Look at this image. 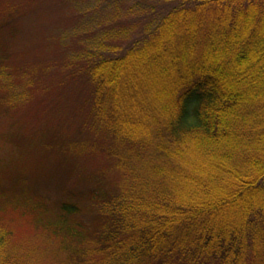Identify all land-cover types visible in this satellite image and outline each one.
<instances>
[{
	"label": "trees",
	"instance_id": "1",
	"mask_svg": "<svg viewBox=\"0 0 264 264\" xmlns=\"http://www.w3.org/2000/svg\"><path fill=\"white\" fill-rule=\"evenodd\" d=\"M162 1L134 42L78 66L94 129L118 136L129 113L149 117L154 154L118 180L115 160L100 173L67 162L77 185L57 183L54 199L31 186L46 168L0 157V264H35L41 246L50 264H264V0ZM28 138L2 135L19 156ZM26 225L33 248L15 234Z\"/></svg>",
	"mask_w": 264,
	"mask_h": 264
},
{
	"label": "rangeland",
	"instance_id": "2",
	"mask_svg": "<svg viewBox=\"0 0 264 264\" xmlns=\"http://www.w3.org/2000/svg\"><path fill=\"white\" fill-rule=\"evenodd\" d=\"M162 2L0 0V35L8 34L4 40L11 52L0 75V91L7 100L0 117V157L2 162L18 165L23 159L25 167L46 168L36 176L33 188L54 199L59 195L57 183L77 185L78 178L67 171V162L75 168L81 164L87 172L100 173L115 160L109 173L110 179H117L120 169L132 173L154 154L149 117L129 113L133 121L127 124L128 132L118 136L94 129L79 105L88 84L78 76V66L88 55L100 54L104 47H125L134 42L144 29L158 22ZM10 22L17 27L13 34L7 32ZM7 132L25 133L32 139L24 144V154L19 156L14 146L3 141L2 135ZM65 145L73 152L57 154ZM39 153L50 155L40 157ZM105 154L111 155L110 159H105L109 156ZM18 172L5 171L7 175ZM15 234L24 248L40 244L27 225L15 228ZM32 251L35 264H50V255L42 246Z\"/></svg>",
	"mask_w": 264,
	"mask_h": 264
}]
</instances>
